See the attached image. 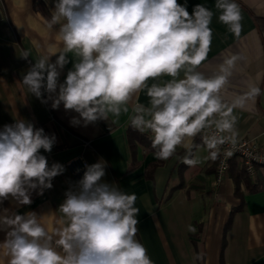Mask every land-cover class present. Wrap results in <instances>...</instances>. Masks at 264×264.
<instances>
[{
  "label": "clouds",
  "instance_id": "9594fccd",
  "mask_svg": "<svg viewBox=\"0 0 264 264\" xmlns=\"http://www.w3.org/2000/svg\"><path fill=\"white\" fill-rule=\"evenodd\" d=\"M214 7L219 22L238 36L242 15L236 0H215ZM213 15L205 4L195 5L189 13L178 0H55L47 27L59 25L57 38L63 46L36 58L21 82L42 103L50 100L53 109L62 103L65 110L78 113L73 125L110 118L115 124L131 111L130 126L150 133L157 159L167 161L183 147L182 163H201L191 155V140L201 135L209 150L205 159L215 160L220 146L237 143L233 109L239 102L229 105L221 95L238 57L222 65L219 74L209 77L198 71L212 43ZM69 54L72 68L59 83ZM141 91L147 104L134 102ZM247 95L254 99L261 89L253 86ZM54 143V135L25 119L3 127L0 203L11 197L18 205H30L33 191L42 195L53 187V178L65 168L59 163L49 166L40 150L51 152ZM85 169L59 206L64 226L56 230L55 244L62 254L35 212L9 215L3 210L0 230L6 231V238L0 247L8 264H153L136 239L137 195L102 181L103 159ZM188 231L195 233L196 228L189 225Z\"/></svg>",
  "mask_w": 264,
  "mask_h": 264
},
{
  "label": "crops",
  "instance_id": "0c3cea01",
  "mask_svg": "<svg viewBox=\"0 0 264 264\" xmlns=\"http://www.w3.org/2000/svg\"><path fill=\"white\" fill-rule=\"evenodd\" d=\"M54 2L0 0V131L16 119H25L34 127L44 126L48 136H55V143L51 152L41 149L40 153L47 158L49 166L59 163L65 168L53 178L51 189H45L42 195L38 194L39 190L31 193L30 205H18L11 197L4 200L0 203V215L4 209L9 210V215L35 212L52 235L53 246L62 254V248L55 244L59 238L55 232L64 226L59 206L66 191L76 186L66 162L75 156H82L89 165L103 159L106 175L102 181L137 195L136 207L140 213L136 239L147 249L153 264H264V167L255 168L248 187L244 181L235 183L232 170L215 185L216 159H205L209 150L201 135L191 140V155L201 163L195 166L182 163L186 154L183 147H178L169 160H160L154 156V149L142 145H136L132 151L129 148L126 129L131 111L122 114L115 124L110 118L86 126L81 120L73 125L71 120L79 119L78 113L65 110L62 103L53 109L50 100L42 103L28 92L21 81L31 64L39 56L63 46L57 38L59 25L47 27ZM236 2L242 15L238 36L219 22L215 0H178L189 13L197 4H205L214 12L210 25L212 43L198 71L209 77L219 74L222 65L238 57L221 95L229 105L239 102L233 109L237 138H253L264 146V31L255 23L256 17L264 18V0ZM24 52L30 53L27 59L21 57ZM68 58L70 62L61 71L59 83L64 82L72 68L71 54ZM55 60L54 55L51 62ZM253 86L261 89V95L254 99L247 95ZM47 96L44 93L43 98L47 100ZM147 99L141 91L134 102L147 104ZM149 135L145 133L148 139ZM81 140L88 141L89 146H83ZM236 162L239 168V160ZM189 225L196 228L195 233L188 231ZM5 238L6 231L0 230V243ZM8 260L0 247V264H8Z\"/></svg>",
  "mask_w": 264,
  "mask_h": 264
},
{
  "label": "built area",
  "instance_id": "2783aa9c",
  "mask_svg": "<svg viewBox=\"0 0 264 264\" xmlns=\"http://www.w3.org/2000/svg\"><path fill=\"white\" fill-rule=\"evenodd\" d=\"M35 128H42L44 133L48 135L47 130L42 125ZM83 146H89V142L81 140ZM231 151V155L227 152ZM233 158L239 160V169L244 171L248 176L253 175L255 167H264V146H260L253 138L240 137L233 147L230 143L220 146V154L218 155L214 169V184L218 185L222 182L228 172L229 164ZM85 165H89L82 156H75L66 162L68 172L72 180L77 182L83 177Z\"/></svg>",
  "mask_w": 264,
  "mask_h": 264
},
{
  "label": "trees",
  "instance_id": "16d2710c",
  "mask_svg": "<svg viewBox=\"0 0 264 264\" xmlns=\"http://www.w3.org/2000/svg\"><path fill=\"white\" fill-rule=\"evenodd\" d=\"M43 14L47 18L49 17L47 11L43 10ZM255 23H256V25L260 31H264V18L256 17ZM126 138H127V143L129 145V148L131 149V151L134 150L136 145H142L146 149H152L151 141L145 136V134H141L140 132L134 130L130 126V124L128 125V127L126 129ZM257 167H260V166H256L255 168H257ZM229 170H232L231 176H232L233 180L235 181V183H238L239 181H244L246 183V186L248 187L249 176L244 171L240 170L237 167L236 158H233L231 160V162L229 164L228 171ZM251 191H253V189H251ZM236 194H239V193L236 191ZM233 212H234V209H232L230 211L226 227L228 226V224L230 222V219L232 217Z\"/></svg>",
  "mask_w": 264,
  "mask_h": 264
}]
</instances>
